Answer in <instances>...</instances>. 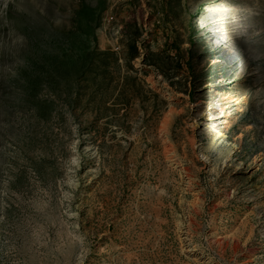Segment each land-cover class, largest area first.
Instances as JSON below:
<instances>
[{
	"label": "rangeland",
	"instance_id": "obj_1",
	"mask_svg": "<svg viewBox=\"0 0 264 264\" xmlns=\"http://www.w3.org/2000/svg\"><path fill=\"white\" fill-rule=\"evenodd\" d=\"M0 264H264V0H0Z\"/></svg>",
	"mask_w": 264,
	"mask_h": 264
}]
</instances>
